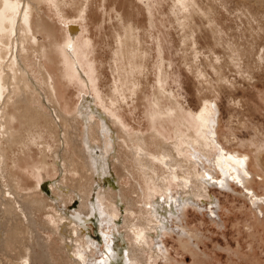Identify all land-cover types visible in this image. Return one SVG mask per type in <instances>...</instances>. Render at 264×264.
<instances>
[{
    "label": "rangeland",
    "instance_id": "rangeland-1",
    "mask_svg": "<svg viewBox=\"0 0 264 264\" xmlns=\"http://www.w3.org/2000/svg\"><path fill=\"white\" fill-rule=\"evenodd\" d=\"M62 1L41 0L39 12L49 24L47 29L52 30L55 27L59 38L62 31L61 24L55 17V8H61ZM83 3L86 4L83 22L95 41L97 87L102 98L110 97L115 87L117 92L121 89L118 83L113 85L112 72L109 68L112 50H121L122 54L118 56L117 64L118 61H122L129 72L126 86L133 100L118 101L113 106L114 112L121 117L128 136H125L122 131L124 127L111 123L119 143L116 149H112L109 153L108 164L109 174L113 173L117 177L121 192L126 196V200L133 203L129 204L130 211L134 210L133 215L130 211L129 214L120 211V217L127 215V222L122 225L119 221L123 222V219L118 218L119 225H116V228L121 230L122 234L124 233L123 237H126L127 242L135 244L132 232L135 225L129 226V223L135 221V217L141 221L146 213L145 207L148 206V200L139 186L144 188L148 180H154L160 173L158 164H155L153 160L148 161L142 150L138 149L142 145L135 140V135L136 132L148 134L153 129L150 113L158 110L164 112L169 106L163 91L179 98L184 107L181 112L184 114V120L189 118L187 113L189 109L198 112L208 107V104L214 105L220 121L219 141L223 147L226 150L249 154H253L259 148L264 164V145H260L264 141V3L262 0H83ZM66 11L68 14L71 13L70 10ZM121 24L123 28L128 27L133 32V39L126 40L132 41L129 44L132 46V52L135 51L137 56L127 53L119 46L120 35L115 36L114 31L121 33ZM37 36L39 41L44 39L41 34ZM31 53L30 49L26 59L31 63V67H26L29 72L28 77L31 76L37 83L33 69H38V62L58 75V65L54 61L47 62L39 57L36 59V54L33 56ZM54 80L56 94L52 104L60 113L62 112V117L64 116L60 128L56 126L58 123L55 125L52 121L46 124L43 118L38 121L39 123L36 122L35 126L27 123L21 127L18 122L11 124L9 121L6 128L11 134L10 139L4 136L0 138V152H2L0 155V222L5 223L4 228L12 223L15 228H18L21 236L28 237L27 224L22 214L18 213L20 212L18 204H25L27 201L29 203L33 198L44 200L43 204L33 210V219L41 238L51 243L49 247L52 262L65 264L67 259L76 261L70 250L78 246L81 248V242L83 248H86V239L94 240L96 243L90 246L94 248L85 250L92 256L89 255L91 258H99V251L103 250L104 244L100 231L103 228L92 220L86 222L85 229L81 228L83 233L78 231L74 236L72 233L73 239L77 236L74 241L67 237L66 231H63L67 225L66 220L69 225H72L69 221L72 219L71 216L68 214L69 219H67V214L64 215L63 210L73 212L74 203L79 201L78 204L82 203L87 208L90 205L88 200L94 199L95 191L99 186L92 181L94 180V171L91 170L93 167H90L88 161H86L88 165L86 164V155H83L86 153H81L83 145L78 141V139L82 140L85 134H83V125L73 118L77 102L79 103L81 99L78 97L77 87L73 85L66 87L61 83L62 80L58 78ZM36 91L39 94L35 96L34 94L31 96V92L28 94L29 98L36 99V101L28 102L31 106H38L40 102L44 104L43 91L41 89ZM89 91L93 94V90ZM155 95L158 97L157 104L151 102ZM50 109V106H46V110ZM56 119L54 118L55 121ZM161 124L160 119L157 127L165 133L164 139L171 143L174 137L170 133L169 126H172V123L164 120ZM229 125L236 129L234 135L227 127ZM67 128L71 132V138L75 135L76 137L71 142L69 140L66 143L67 146L63 147L60 133ZM187 128L189 126L183 122L181 124L183 134L191 137L193 130L188 131ZM96 132L94 128V136L100 137ZM223 135L227 136V142L224 141ZM99 139L96 141L101 145L102 137ZM177 143L180 148H183V151L179 150L178 153L183 162H186L189 158L187 144L183 140ZM72 145L75 147L73 148ZM103 145H101L102 148ZM77 147L80 149L78 150ZM131 147L137 149L133 152ZM146 147L151 153H156L150 145ZM115 150L118 159L112 156ZM61 153L64 158L69 157L70 160L67 158L69 162L73 160L72 164L67 163L70 167H66L65 170L61 169L58 160L54 157ZM41 158L49 163V167L37 172L36 167ZM217 166L215 163L212 164V173L214 171L213 175H215L213 178L216 181L222 177L221 169ZM249 168L254 173L251 189L258 195L264 194L263 173L258 168L252 166ZM198 171L203 173L204 169L198 166ZM41 179L51 184L49 189H44L42 185L38 186L42 184L38 183ZM232 179L229 178L230 183L226 185L209 187V193L219 200L216 216L210 214L206 203L203 205L200 203V206L186 205L178 212L180 224L195 232L194 234L197 233L196 237L190 239L191 244L183 246L186 239L179 238L175 229L178 221L172 216L170 224L173 231H165L166 234L161 237L169 252L168 259L152 258L150 252L145 251L142 253L141 262L143 264L148 261L152 264H264V204L260 209L255 208L248 199L247 191L236 178H234L235 181ZM101 180L103 188L104 183ZM58 181L69 187L66 189L59 187L56 185ZM77 185L81 186V188L79 186L80 190L87 193L84 201L79 200L78 193L70 189V187L78 188ZM111 188L118 193L116 186ZM170 188L171 190L167 189L170 195L178 192L177 185H170ZM115 193V197L118 198V194ZM58 194L63 197L59 196V198ZM117 198L114 199L116 205L119 203ZM63 215L66 220H59ZM109 224L108 229L112 230L115 224L114 222ZM137 225L147 228L150 225V219L146 218ZM50 229H55L56 232ZM106 230L102 231L110 235L111 231ZM59 234L65 239L56 237ZM68 241H72L70 249L67 248ZM14 244L8 246L5 253H0V259L4 264H16L21 261L20 251L13 246Z\"/></svg>",
    "mask_w": 264,
    "mask_h": 264
},
{
    "label": "bare ground",
    "instance_id": "bare-ground-1",
    "mask_svg": "<svg viewBox=\"0 0 264 264\" xmlns=\"http://www.w3.org/2000/svg\"><path fill=\"white\" fill-rule=\"evenodd\" d=\"M262 1L264 3V0ZM40 2L41 0H0V138L4 136L10 139L11 134L6 128L9 121L11 124L18 122L22 127L25 124L27 125V123H32L34 125L43 118L46 124L52 121L55 125L58 123L56 126L60 128L62 125L61 120H64V116L62 117V112L60 113L55 105L52 104L53 97L56 94L54 78L62 80L61 83L66 87L67 85L77 87L78 97L81 99L79 103L77 102L76 112L73 114V118L83 125V134H85L84 138L82 140L78 139V141L83 145L81 153H86L83 154L86 155L87 160H85V162L88 161L91 165L90 167H93V169L89 168V170L91 169L94 171V176L93 174L91 175V177H94V180L91 179L93 182L97 183L99 187H97L98 190L95 191L96 194L94 199L88 200L90 203L87 207L88 210L84 204H78L80 202L79 200L85 199L87 194L86 191L79 189L81 183L79 186L77 185L78 188L70 187V189L78 193L81 198H79V200L76 199L79 202L74 203L73 212L69 210L66 211L65 209L63 210V214H67V219H69L68 214L71 216L69 217L73 219L69 220L72 225L68 224L69 222L65 219L66 217L64 218V215L63 217L61 216V218L58 216L60 219L57 218L61 221H67V225L65 223L66 226L63 231H66L67 237H70L72 241L77 239V236L75 239L72 238V233H74V236L78 231H81V228L85 229L87 226L86 222L89 220L94 221L95 224L97 222L104 230L107 229L111 231V233L109 235L108 232L102 231L103 229L101 228L102 230L100 231L104 247L103 250L99 251L100 255L98 259H96V257L91 258L92 256L89 254L90 257L87 254L88 252H85L86 248L90 250V248L93 247H90L91 244L96 245L94 240L86 239V241L84 240L87 245L86 248H83L81 242V248L78 246L76 247L77 249L74 247L70 250V253L75 257L76 261L67 259L65 264H143L141 259L143 257L142 253L145 251L150 252L152 258L168 259L169 252L162 242L161 237L166 234L165 231H173V227H171L170 224L171 217L174 216V218H177L175 220L178 221V224L175 225V229L180 239H182V237L186 239L183 246H188L191 244L189 242L190 239L194 236L196 237L197 233L194 234L195 232L193 233L192 230L190 231L180 224L181 221L179 222L178 220L180 214L178 212L186 205H199L200 203L203 205L206 203L209 207L210 214L216 216L219 200L209 193V187L212 185H226V183L229 182V178H236L237 182L247 191L246 193L250 203L257 209L262 208L261 206L264 204V194L258 195L251 189L254 173L252 170H249V166H252L253 168H258L264 175V164L262 163L263 159L260 156L259 148L256 152L254 151L253 154H249L248 152L241 153L236 150H226L219 141L220 121L214 105L210 106V104H208V107H204L198 112H193V110L189 109L187 111L189 118L188 120H184V114H181L184 107L179 98L172 93H165L163 91L169 102V106L164 112L158 110L150 113L151 126L153 129L148 134L136 132L135 135V140L142 145V147L139 146L138 149L142 150L144 157H146L148 161L153 160L155 164H158V168L160 169V173L156 175L154 180H148L144 188L139 186L148 200V206L145 207L146 209L144 210L147 214L144 213L145 216L141 215L142 218L141 216L140 218L141 221L149 218L150 225L147 228L140 227L137 223H141V221L138 217H133L135 221H130V223H128L129 226L130 224L135 225L132 232L136 242L135 244L127 242V240H125L126 237H123L124 233L122 234V231L118 230L116 225H119V222H121L122 225L127 222L126 214H129L130 211L129 204L133 203L128 199L127 202L126 196L121 192V188L117 183V177L113 175V173L112 175L109 174L108 164L109 153L112 149H116L119 143L116 140L118 137L117 133L113 129L111 123L118 124L121 128L124 127L121 117L114 112L113 106L118 101L127 102L129 99L133 100L131 95H129L131 92H128L126 86L129 72H127L122 61H118L117 64V58L122 52L120 49L112 50V60L111 63H109L111 66L109 68H111L112 72L113 85L118 83L121 89L117 92L116 87L113 88L112 95L104 99L97 87L96 61L94 59L95 41L83 22L85 19L84 10L86 4L83 3V0H63L62 7L55 8V17L58 23L61 24L60 28L62 31L61 38H59V34L58 36L56 35L55 27L52 30L47 29L49 24L39 13ZM66 10H70L71 13L68 14ZM37 34H41L46 41H44V39L39 41ZM114 35H120L119 46L121 48L129 54H135L137 56L135 51L132 52V46L129 44L132 41L126 40L133 39V32L128 27H122L121 33L119 31H114ZM30 49L33 56L36 54V59L39 57L47 62L54 61L58 65V75L46 68L44 64L40 65L38 62V69H33V74L37 79V83L33 81L31 76L28 77L27 75L29 72L26 67L30 66L31 63L26 59L28 58ZM36 89H41L43 91L44 104L38 100L40 102L38 106H31L28 102H32V100L36 101V99L32 97L29 98L28 94L30 92L31 96L33 94L34 96L39 94ZM89 90H93V94H91ZM107 101L109 103H107ZM151 102L157 104L158 97L155 95ZM58 103L60 105V102ZM44 105L50 106L51 109L49 111L46 110V106ZM54 118H57L56 121ZM160 119L162 120V124L164 120L172 123V126H169L171 129L170 133L174 137L171 143L164 139L166 137L165 133L157 127L158 120ZM183 122L187 123L189 126V128H187L188 131L191 129L193 130V135L191 137H186V135L183 134L181 130V124ZM72 126L75 127L73 123ZM72 126L71 128H73ZM227 127H229V131L232 132L233 135L236 133L234 131L236 130L235 128H232L230 125ZM94 128L97 131L96 133L102 137L101 141L103 142L102 144H104L103 148L101 147L102 144L100 145L99 142L96 141L100 140V137L94 136ZM122 131L125 136H128L125 127ZM61 132L60 135L63 147H65L69 140L71 142L72 139L76 137L75 135L71 138V132L68 128L67 130L63 129ZM222 137L225 142L228 141L227 136L223 135ZM123 139L125 138L123 137ZM179 140H183L187 144L186 148L189 153V158L186 162H183L180 153H178L179 150L183 151V148L178 146L177 142ZM147 145L155 149L156 153H151V151L147 149ZM260 145H264V141L261 142ZM74 147L75 146H73V148ZM77 149L79 150L80 148L77 147ZM136 149V147H131L133 152ZM0 155H2V152H0ZM112 156L117 158L116 150ZM54 157L55 160H58V165L60 164L62 170H65L66 167H70L67 166V163L72 164L73 161L69 162V157H67L69 160L64 158L62 153L59 156L54 155ZM214 163L221 169L222 177L217 181L213 178V176H215L213 175L214 171L212 173V164ZM86 164L88 165L87 162ZM198 166L204 169L203 173L198 171ZM246 166L247 168H245ZM48 167L49 163L41 158L36 169L37 172H40L42 169ZM255 173L259 175L258 172L255 171ZM260 177L262 180V175H260ZM101 178L103 180H101ZM100 180L104 183L103 188L101 187ZM233 181H235V179ZM38 183H42L38 184V186L42 185L44 189H49L51 186V184L44 179L39 180ZM56 185L63 189L69 187L62 184L60 181H58ZM170 185L178 186L176 190L178 192L176 194L170 195V192L167 190L168 188L171 190ZM111 186H116L115 189L116 191L118 190V193H115V190H113L114 188L112 189ZM83 187L85 188V186ZM114 193L118 194V198L117 196L115 197ZM59 196L63 197L61 194H58V197ZM58 197L55 198L57 199ZM107 197L112 200H109ZM115 198H117L116 200L119 202L117 205L114 203ZM43 201L44 200L40 198H33L29 203H27V201L25 204H18V208L20 209L18 213L22 214V218L27 224L26 230L28 231V237L21 236V233L18 232V228H15L12 223L9 227L4 228L5 223L2 221L0 222V253H5L7 247L14 244L13 242L18 243V245H13L20 251L21 261L16 262V264H55L51 260L52 254L49 247L51 243L45 242L44 239L41 238L33 219V210L37 206L43 204ZM120 211L126 214L120 217ZM130 212V214L133 215L134 210ZM142 212H140V214H142ZM118 218L123 219V222L121 220L118 222ZM110 222H114L115 224L112 230L108 229ZM47 228L48 227H46V229ZM51 230L52 229H50V231ZM52 231L54 232L55 229ZM60 235L61 234L56 237L59 239L61 238V240L65 239ZM89 237H91V235ZM46 239L48 238L46 237ZM72 241L67 242L68 247L65 246L67 248L71 247ZM78 243H80V241ZM0 264H4L1 259ZM145 264H152V262L148 261Z\"/></svg>",
    "mask_w": 264,
    "mask_h": 264
}]
</instances>
